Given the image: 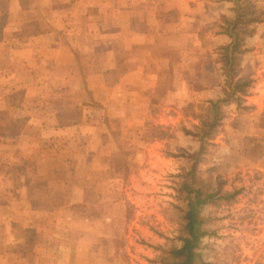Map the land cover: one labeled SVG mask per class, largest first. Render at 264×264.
Here are the masks:
<instances>
[{
  "label": "rangeland",
  "instance_id": "1",
  "mask_svg": "<svg viewBox=\"0 0 264 264\" xmlns=\"http://www.w3.org/2000/svg\"><path fill=\"white\" fill-rule=\"evenodd\" d=\"M56 1L52 5L61 7ZM161 1L165 9L157 18L160 25H156L161 35L156 34V41L146 43L150 49H134L129 55L124 50L116 56L120 60L144 56L148 64L143 68L146 71L142 74L143 81L135 82L134 88L130 83L116 87L118 77L126 69L121 65L105 72L104 82L113 88L101 91L96 99L81 83L69 92H61L54 100L61 110L56 115L59 126L70 127L66 134L51 136L57 140V147L62 145L61 149L72 156L88 149L90 158L86 165L89 164L90 179L94 182L92 188H84L86 192L70 195L71 200H78L69 212L70 220H74L71 227L79 229L80 220L85 221L86 217L98 220L96 241L85 242L88 251L79 250L81 257L68 262L174 264L176 259L170 250L178 248L186 235L183 217L192 196L182 185L189 184L203 192H216L199 207L198 228L204 234L196 241L194 264H264V134L260 137V131L249 130L253 118L245 117L248 107L241 109L230 101H221L217 131L202 151L195 136L204 122L211 119L214 111L211 103L223 97L219 50L210 46L209 36L213 31L223 30L231 20L234 0L229 1V6L220 7L224 13L216 18L208 15L207 6L214 3L219 7L218 1L200 0L198 8L186 10H183L186 3L181 0ZM250 3L242 10L256 9L255 3ZM143 4L141 0L109 3L113 8L119 5L121 17L133 7L135 11L141 9ZM50 5L33 2L32 7L34 10L43 7L39 11L43 14ZM173 9L180 10L173 12ZM190 11L197 18H185ZM108 26L105 22L107 30ZM209 28L211 31L207 33ZM195 31L197 39L191 35ZM111 37L110 33L100 38L92 36V42L99 43L96 50L80 54L83 76L94 70V61L108 47ZM125 41L124 36L116 39V44L125 45ZM198 45L201 48L195 52L190 50ZM44 65L38 69L41 74L45 73ZM138 85L141 88L137 89ZM20 94V89L13 93L17 98ZM10 119L9 113L0 112V133L7 141L17 132V120ZM94 137L101 145L96 149ZM8 147L9 154L16 153L13 146ZM11 167L13 164L0 165L4 171ZM73 175L76 179L81 177ZM7 179L5 185L15 183L14 179ZM232 192L233 196L223 199L220 196ZM83 198L87 199L84 204L80 202ZM61 216L59 211L53 214L54 218ZM80 231V238L85 239V230ZM74 244H79L77 238ZM62 261L55 257L52 264Z\"/></svg>",
  "mask_w": 264,
  "mask_h": 264
},
{
  "label": "crops",
  "instance_id": "2",
  "mask_svg": "<svg viewBox=\"0 0 264 264\" xmlns=\"http://www.w3.org/2000/svg\"><path fill=\"white\" fill-rule=\"evenodd\" d=\"M141 1L144 2L141 9L135 11L133 7L125 17H121L119 5L113 8L109 5L110 0H59L61 7L52 5L58 2L56 0H0V112L5 111L11 116L10 120H17V132L12 133V139L7 141L6 136L0 133V165L13 164L9 171L0 169V264H52L55 257L63 259L61 264H69L70 259L81 257L79 250L88 251L85 242L90 244L96 241L98 220L95 218L80 220L79 229L71 227L74 220H70L69 212L78 200H71L70 195L86 192L87 188L94 186V182L90 179L89 164L86 165L90 158L88 149L72 153V156L61 149L62 145L57 147V140L51 136L66 134L70 127L59 126L56 115L61 110L55 106L54 100L61 96V92H69L70 88L81 83L96 99L101 91L108 92L113 88L106 86L105 72L121 65L126 69L118 77L116 87L133 86L135 82L143 81L145 75L142 74L146 72L143 68L148 64L144 56L139 59L126 55L122 60L116 58L124 50L128 55L134 49L149 50L150 45L146 43L156 41V34L161 35L156 25H160L157 18L165 9L162 1ZM215 1H218L219 7L214 3L207 6L208 15L212 18L223 14L224 10H220V7L229 6L230 0H209ZM33 2L51 5L41 14L39 11L43 7L34 10ZM199 2L181 0V3H186L183 10L198 8ZM249 2L255 3L256 9H251L248 17L259 20L252 24V33L243 40L242 48L245 51L240 56L237 77L250 80L243 102L248 107L245 117L249 120L253 118L249 130L260 131L262 137L264 0ZM106 9L109 11H104ZM194 14L190 11L185 18H195ZM183 15L180 13V16ZM233 17L234 13L230 19ZM105 22L109 24L108 30L104 27ZM107 31L115 42L113 39L108 41V47L102 50L98 61H94V70L83 76L80 73V54L87 50L91 52L94 48L96 50L95 45L99 41L92 42V36L100 38L102 34H108ZM210 31L211 28L207 33ZM192 34L197 39L198 33L195 31ZM124 36L125 45L116 44V39ZM209 37L212 40L210 46H217L219 53L220 47L230 40L224 29L211 32ZM197 48H201V45L193 46L190 50L195 52ZM218 64L222 72L220 54ZM43 65L46 69L41 74L38 69ZM221 77L223 79L222 74ZM16 89L21 90L18 98L13 95ZM94 144L95 149L101 146L95 137ZM8 146H13L16 153L9 154ZM16 166L18 169H14ZM76 173L78 177L81 176L80 179L73 175ZM7 178L14 179L15 183L5 185ZM57 211L62 216L54 218L53 214ZM82 229L86 233L85 239L80 238ZM70 232L77 234L72 236ZM73 237L77 238L79 244H74L76 238L71 240Z\"/></svg>",
  "mask_w": 264,
  "mask_h": 264
},
{
  "label": "trees",
  "instance_id": "3",
  "mask_svg": "<svg viewBox=\"0 0 264 264\" xmlns=\"http://www.w3.org/2000/svg\"><path fill=\"white\" fill-rule=\"evenodd\" d=\"M234 2V17L229 21L224 28V32L229 37V42L220 47V58L222 61V76L224 83L223 97L219 100L213 101L211 107L214 109L211 119L204 122L203 127L198 133L195 134L199 141V150L202 151L205 145H208V141L211 140L218 128L221 115L219 113V102L230 101L235 104L236 107L245 109L247 106L243 104L244 96L247 94V90L250 85V80H244L237 77L240 56L245 51L242 48L243 40L249 36L253 28L251 27L259 18L252 19L248 17L251 9L242 10L244 6L249 7L248 0H235ZM251 4V3H250ZM182 189L191 194V199L187 202V209L184 212L183 229L186 233L181 238V245L178 248L171 249L170 254L176 261L174 264H194L196 252L194 247L199 236L204 234L198 228L200 221L197 219L199 207L206 204L215 196L216 192H203L200 188H192L189 184H183ZM235 192L230 195H220L221 198H227V196H233Z\"/></svg>",
  "mask_w": 264,
  "mask_h": 264
}]
</instances>
